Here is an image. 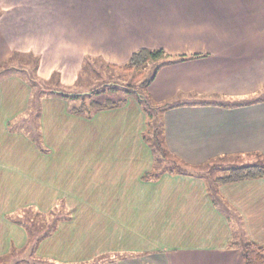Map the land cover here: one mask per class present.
Instances as JSON below:
<instances>
[{
  "label": "crops",
  "instance_id": "obj_1",
  "mask_svg": "<svg viewBox=\"0 0 264 264\" xmlns=\"http://www.w3.org/2000/svg\"><path fill=\"white\" fill-rule=\"evenodd\" d=\"M69 1L0 0V21L20 22L21 50H44L42 24H54L68 48L93 51L83 59L117 53L112 60L122 65L140 48L198 55L162 67L146 89L155 103L180 104L164 111L163 138L169 156L195 171L156 168L135 98L120 112H95L111 114L101 139L87 116L66 107L63 118L83 119L76 125L92 137L79 151L81 143L67 144L58 158L50 145L37 150L29 131H11L9 117L4 133L27 143L7 145L16 152L0 175V197L13 205L0 264H14L11 256L26 252L41 230L34 253L19 264H243L244 241L264 248V178L220 184L200 169L232 157L241 159L226 167L264 164V101L233 105L264 88V0H81L76 9ZM8 51H0V61ZM82 58L65 69L78 70ZM58 97L40 101L43 138L49 112L60 113L51 105L48 111V101ZM89 150L96 151L93 161ZM29 214L36 223L30 233Z\"/></svg>",
  "mask_w": 264,
  "mask_h": 264
},
{
  "label": "rangeland",
  "instance_id": "obj_2",
  "mask_svg": "<svg viewBox=\"0 0 264 264\" xmlns=\"http://www.w3.org/2000/svg\"><path fill=\"white\" fill-rule=\"evenodd\" d=\"M81 0H70L68 2V8L76 9L80 7ZM17 20V18H14ZM20 22L15 21V24L11 23H4V20L0 21V51L2 50H9L7 52V57L0 61V69L9 67L11 64H17V68H24L26 67V62H30V65L33 64L34 57L38 58V66L35 73L30 72L28 70L22 71L23 69H19L18 71H14L11 73H5L0 74V175H4L6 166L7 165V155L15 154L16 151H8L7 145L12 143H18V144H26L27 142L24 139H21L19 137H10L6 133H4V128L7 126L8 121H10V118H13L11 121V131L13 129H17V127H20V129H23L25 131H29L28 138L31 140H37L36 146L37 150L38 148H44L45 144L50 145L53 147L54 155H56V158L61 157L63 155H67V149L66 145L71 144L73 141L75 143H81L82 146H79L77 151H79L83 146L84 142H89V139L92 137L91 134L88 132V130H85L83 127H78L76 123L83 124V119H79L77 117H73L68 115L67 113H64L63 118V112L65 108L70 104H79V101L74 100L72 98L68 99L67 97H58V100L50 98L47 105V110L49 109L50 105L54 106L53 109L56 111L58 108L59 115L54 113L47 115L48 122H46V132L45 137L40 133V130L37 127L39 117L37 116V108L40 107V104L37 103L36 100L40 97L41 99L47 95H52V90H57L56 93H65V94H80L84 92H88L92 89H97L99 87H104L105 83H111L118 86L120 90L124 89L125 87L133 88L135 89V93H138V96L141 94L145 95L143 97L144 103L147 107H149V104H151L150 111L152 114L156 113L157 106L165 103H155L149 97L147 96L145 89H141L139 87V83L144 78H148L149 75L152 73L150 72L152 69V66H147V69L141 74L136 75L135 71L125 72L117 67H114L112 65H116L114 60L112 58L120 56V54L115 53L113 56L106 55V59L102 58L101 56H90L89 58H82L90 53L92 50H86V51H79L75 49L68 48L66 41L63 40L64 34L62 31H54L57 29V26L54 24H42L41 29V36H42V42H43V49L44 50H21L23 46L26 44L24 40L20 39L18 27ZM30 23H23L21 24V29H24L26 31H30L29 29ZM46 26V28H44ZM49 31V32H48ZM67 35V34H66ZM55 48V50L53 49ZM63 49V50H61ZM66 49V50H64ZM19 51H27V52H19ZM115 51V50H114ZM93 52V51H92ZM80 54L79 56L77 54ZM15 54V55H14ZM29 54H33V56H29ZM14 55V56H13ZM13 56V57H12ZM12 57V58H11ZM82 58L81 63L82 67L78 70H66V67H73L71 63L77 59ZM16 59H19V61H15ZM111 63V64H109ZM33 66H30L32 69ZM137 76V77H135ZM63 77V78H62ZM18 78V79H13ZM18 80V81H17ZM23 83V85H21ZM46 92H49V94H46ZM45 93V94H44ZM262 94L264 95V88L257 92L256 94H253L252 96H247L248 98L256 99L259 98V96ZM124 94L123 92L119 91L118 93H108V94H102L100 96H94L92 95V99L95 101L104 102L105 100H116L118 98H123ZM19 97V99L17 98ZM137 97V96H136ZM85 98H88V95L85 96ZM132 98H135L134 96H129L125 99V101L132 100ZM136 99V98H135ZM134 99V100H135ZM148 99V101H147ZM172 100H169L170 104H175L178 102H171ZM137 103V101L135 100ZM149 102V103H148ZM140 110L145 113L142 110V107L137 103ZM46 106V105H45ZM123 106H126V103L123 104ZM121 108L106 110V111H115L119 110L121 111ZM129 108V105L127 106ZM29 108V109H28ZM160 108V107H159ZM49 111V110H48ZM47 111V113H48ZM68 111V110H67ZM62 112V113H61ZM134 113V112H133ZM132 113V115H133ZM141 116H144L140 112ZM146 114V113H145ZM45 115V116H46ZM37 116V117H36ZM111 116L109 113L105 112H98L95 113L88 118L87 117V126L89 130L92 132L94 131V127L97 129L100 128V132H95L96 139H101L102 136L105 135L104 128L108 127L110 123L107 122V118ZM29 117V118H28ZM99 117V121L95 123L97 118ZM147 122V131H145L149 136L152 134V131L154 130V126H156L157 122L163 125L161 121L159 120L161 115L157 113L155 120H151V125L148 128V122L149 117L148 114H146ZM123 117V121H124ZM158 119V120H157ZM46 120V119H45ZM4 124L2 125L1 123ZM70 126L73 127V129L77 128L78 130H71ZM145 126V127H146ZM36 127V129H35ZM65 128V130H64ZM60 129V131H57ZM162 131V128L160 129ZM130 130H127L126 133H129ZM161 133V132H160ZM161 136V134H160ZM163 137V135H162ZM28 143H32L28 140ZM16 146V145H15ZM44 146V147H43ZM7 148V151L4 150ZM29 148V147H28ZM31 151V150H30ZM35 152V151H34ZM21 152H17V154H20ZM23 153V152H22ZM28 153V152H27ZM88 161H93L96 159V151L93 150L88 152ZM90 153L92 156L90 157ZM158 153V152H157ZM26 155V154H25ZM31 153L29 152V156ZM166 157V156H165ZM156 158H161L159 156H156ZM168 158H170L168 156ZM241 158L238 157H232V158H223L217 159L213 162L205 164L200 170L204 171L205 174L209 175V177H215L217 174H220V172L223 170L226 165L233 164L231 162H236L240 160ZM252 160H255L256 157H252ZM258 160V158L256 159ZM264 161V160H263ZM0 176V177H1ZM5 201V202H4ZM13 208V205L11 207L8 206L7 200H5L3 197H0V227L2 226L3 231L0 233V237L3 234H10V232H7L10 228L9 221L12 218L11 209ZM30 212V211H29ZM22 217V216H17ZM39 217H43L40 215ZM34 219V217L29 214L26 217V220L28 223L27 228L28 231H32V227L36 226V223H30L31 220ZM33 221V220H32ZM51 221V220H50ZM46 223V222H45ZM29 231V233H30ZM42 231V230H41ZM37 231V234L32 233L31 240L29 242V245L31 244V241L33 238L35 239L38 234L41 233ZM13 233V232H12ZM16 234L13 236V239L15 238ZM6 238V237H5ZM5 244H2L3 246ZM37 245V244H36ZM6 246V245H5ZM28 248V247H27ZM26 249V252H17L13 254L11 257L13 258L14 264H19L24 262L23 260L26 259L29 256V253ZM28 259V258H27Z\"/></svg>",
  "mask_w": 264,
  "mask_h": 264
},
{
  "label": "trees",
  "instance_id": "obj_3",
  "mask_svg": "<svg viewBox=\"0 0 264 264\" xmlns=\"http://www.w3.org/2000/svg\"><path fill=\"white\" fill-rule=\"evenodd\" d=\"M29 56H33V54H29ZM196 57H199V56L198 55H191V56L179 55V56L172 57L169 54H167L163 49L140 48L134 51L130 55L129 59L124 64L112 65V66L117 67L125 72L135 71L136 75H141L147 69V66L151 65L152 69L150 72L152 73L149 75L148 78L147 77L144 78L138 84L139 87H141V89H145L144 91L146 92L147 87L154 80L157 72L162 67L166 65L174 64L177 62L193 59ZM15 61L20 62L19 59H16ZM38 63H39L38 58L34 57L32 65H30V62H26V65H27L26 67L17 68L16 65H18V63L11 64L9 67L0 69V74L11 73L14 71H18L19 69H23L22 71L28 70L30 72L35 73L37 70ZM30 66H33L32 69L30 68ZM56 91L57 90H52L51 92L56 96L67 97L68 99L72 98L74 100L79 101V104L77 105L70 104L68 110L74 114L83 115L87 117H91L96 111H100L103 109H112V108H117L119 106H122L127 97L134 96L137 102L143 108V111L146 114H148V117H149L148 128L151 125V120L152 119L155 120L157 113L161 115L159 120L163 124L164 111H166L167 109H170L171 107L175 105H180L179 103L161 104L157 106L158 109H156V113L152 114L150 112L152 111V109L150 108L151 104H149V107H147L146 104L144 103L143 97H145V95L140 93V95L138 96V93L136 94L135 93L136 91L133 88L131 89V88L125 87L124 89L120 90L117 85L111 84V83H108V84L105 83L104 87L92 89L88 92H84L80 94L72 95V94H65V93L63 94L61 92L59 94V93H56ZM119 91L123 92L124 94L123 98L120 97L116 100L107 99L104 102H100L97 100L94 101L92 99V95L100 96L102 94H108V93L115 94V92L118 93ZM46 94H49V92H46ZM86 95H88V98L90 99L85 98ZM41 97L42 96H40L36 100L37 103L41 101ZM260 101H264V95L256 99L251 98L250 100H244L238 104H233V105L254 104ZM207 103L208 102H201L200 104L204 105ZM37 114H38V108H37ZM161 128H162V131L160 130ZM162 135H163V125L161 126V124H159L158 122L156 126H154V130L152 131V134L149 136V134L146 133L145 135L146 136L145 140L150 144L151 148H153L155 152V156L161 157L158 159L156 158L157 159V163L155 164L156 168L160 169L162 166L166 165L168 166V170L171 172L176 171V172H180L183 174H191V173L193 174L195 170H189L187 166L185 167L181 162L178 164L175 161V159L169 156V153H168V150H167V147L165 145V141ZM168 156L170 158H168ZM255 178H264V164L258 163V164H249V165H243V166L226 167V168H223L220 174H217L213 180L214 182L222 184V183H231V182H237L241 180L255 179ZM36 243H37V240H34L33 238L30 246L27 248V250H29L28 251L29 256H32V254L34 253ZM241 256H242L243 264H264V248L261 245L256 244L252 241L243 242L242 249H241Z\"/></svg>",
  "mask_w": 264,
  "mask_h": 264
}]
</instances>
